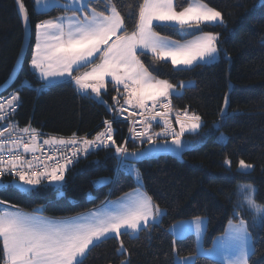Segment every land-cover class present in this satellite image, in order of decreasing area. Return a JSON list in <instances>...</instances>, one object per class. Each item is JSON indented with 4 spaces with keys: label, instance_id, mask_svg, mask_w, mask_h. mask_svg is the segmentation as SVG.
I'll return each mask as SVG.
<instances>
[{
    "label": "snow or ice",
    "instance_id": "snow-or-ice-1",
    "mask_svg": "<svg viewBox=\"0 0 264 264\" xmlns=\"http://www.w3.org/2000/svg\"><path fill=\"white\" fill-rule=\"evenodd\" d=\"M17 3L25 39L30 40L32 22L29 13L22 0H17ZM34 4L41 14L56 10L61 12L59 16L35 23L30 66L44 82L41 88L36 89L37 92L54 86V82L61 79L74 83L83 97L106 105L108 111H114L101 95L106 85L111 84L117 92L112 99L119 105L115 111L123 115L129 108L132 109L126 117L132 120L130 138L153 145L157 144L158 138H162L165 150L171 151L194 147L198 143L182 138L186 133L198 134L204 125L202 117L188 109L177 111V130L170 119L173 111L171 97H180L182 93L169 80L154 74L155 69L150 70L151 65L146 66L142 57L150 55L154 62H170L176 71H188L201 64L214 63L222 51L220 33L204 32L200 25H224L219 10L204 0H186V5L178 4L177 0H135L127 6L128 11L124 10L120 0H34ZM158 28L177 29L179 39L161 34ZM17 63L23 67L19 58ZM81 69L85 70L81 72ZM9 79H14V75ZM24 84L31 87L27 81ZM6 86L7 81L0 85ZM191 86L194 82L189 81L181 82L179 87L185 89ZM19 91L17 89L6 99L0 98V122L9 121L15 114L20 103ZM121 96L123 105L117 98ZM229 106L226 94L220 110L221 120L229 117ZM153 121L157 125L162 122L159 132L152 131ZM104 125V131L98 132L93 139L77 137L75 133L67 139H43V145L68 148L67 153L57 148L58 157L55 153H43L42 146L38 144L43 134L30 125L21 128L18 122L11 121L0 127V178L9 175L18 178L7 187L28 193L48 181L63 195L67 183L65 173L79 155L90 154L93 149L113 148L115 171L132 175L137 184L136 190L117 200L106 198L102 202L104 211H89L63 219L45 217L35 210L31 213L12 210L14 206H5L0 201V264H83L93 248L109 239L119 242L115 250L117 256L128 252L121 236L139 238V233L147 231L151 239V229L162 223L167 212L144 191L140 170L131 161L149 158L153 153L129 151L126 142L117 144L113 138L112 121L106 120ZM214 127L219 128L220 124ZM169 138L174 149L167 147ZM69 146L78 147L71 151ZM38 152L40 156L36 155ZM5 154L11 158L5 160ZM27 154H31V158ZM179 154L182 155V152ZM224 163L230 166L231 160L225 159ZM253 168L254 165L243 159L238 163V171L242 173ZM112 182L111 177H102L93 185L102 187ZM0 186H4L2 179ZM244 191L243 200L238 199L234 205L227 228L212 240V247L205 248L202 243L207 231L206 217L198 216L192 221L171 225L169 233L174 239L170 264H198L200 259L212 260L213 264H249L256 251L254 233L264 230V205L257 204V190L253 186H244ZM88 195L95 199L92 193ZM193 232L195 254L180 255L176 242L183 241ZM120 264H131V260L126 257Z\"/></svg>",
    "mask_w": 264,
    "mask_h": 264
},
{
    "label": "trees",
    "instance_id": "trees-1",
    "mask_svg": "<svg viewBox=\"0 0 264 264\" xmlns=\"http://www.w3.org/2000/svg\"><path fill=\"white\" fill-rule=\"evenodd\" d=\"M32 22V37L23 67L13 85L6 92L17 91L20 95V110L17 120L20 125L31 124L38 131L55 136L78 137L97 132L104 121L115 120L119 107L112 97L117 96L111 84L102 98L106 105L83 97L73 83H64L37 92L43 82L31 69L30 60L35 44V23L39 20L59 16V10L46 14L36 12L34 0H22ZM135 0H120L128 11ZM222 13L224 25L201 24L204 32L220 33V58L212 64H201L188 71H176L170 62L157 63L151 56L142 57L146 66L155 69L154 74L167 79L181 91L180 97H171L173 115L188 109L199 114L204 122L198 134L188 133L182 138L195 143L187 147L181 159L163 156L135 165L143 178L144 190L165 209L167 215L162 223L149 232L139 233V238L121 236L128 252L117 256V239H109L93 248L83 264H120L126 257L131 264H170L173 236L171 225L180 221L208 220L204 236L205 248L212 247V240L222 235L232 218L233 207L244 196L240 184L256 186V201L264 205V4L262 0H204ZM185 4L186 0H177ZM163 35L179 39L177 29L158 28ZM199 34V33H196ZM189 39L191 37H188ZM25 31L21 23L15 0H0V85H4L17 64L23 48ZM27 81L31 87L24 84ZM194 82V86L180 89L181 82ZM1 88V87H0ZM229 96V117L221 120L220 110L225 96ZM5 95V94H4ZM120 105L123 97H117ZM173 126H179L172 120ZM217 123L219 128L214 127ZM155 125L160 131L162 123ZM114 139L124 144L127 133L125 124L114 125ZM228 140L221 144L220 133ZM203 138V139H202ZM202 141V142H201ZM158 142H163L160 138ZM157 142V143H158ZM170 142V138H169ZM142 144V145H141ZM148 143H128L129 151H139ZM225 159L231 160L228 169ZM254 165L248 173L237 170L239 161ZM99 162V163H97ZM113 149H101L84 160L78 161L67 173V181L60 195L50 184L42 183L28 193L7 187L13 179H6L0 188V201L15 208L34 211L41 209L46 216L65 218L95 209L105 199L114 200L137 189L132 175L117 173ZM111 177L112 183L99 188L93 182ZM89 193L95 199L89 197ZM256 251L249 264H264V230L254 233ZM180 255L195 254V237L188 235L176 242ZM198 264H213L212 260L200 259Z\"/></svg>",
    "mask_w": 264,
    "mask_h": 264
},
{
    "label": "built area",
    "instance_id": "built-area-1",
    "mask_svg": "<svg viewBox=\"0 0 264 264\" xmlns=\"http://www.w3.org/2000/svg\"><path fill=\"white\" fill-rule=\"evenodd\" d=\"M14 92H16V91H12V92H10V93H7V94L1 96L0 98H5V99H6V98L10 97L11 94H13ZM149 103H150V102H149ZM121 105H123V104H121ZM20 106H21V103H19V105L16 107V109H15V114H14L12 117H10L9 121H2V122H0V127H3L4 125L10 123L11 121L18 122V120H17V115H18V113H19ZM125 107H127V106H125ZM172 108H173V105H172ZM159 110H160V111H163V109H159ZM131 111H132V109L129 108L128 111L125 112L123 115H120V114L118 113V114H117L118 119L116 118L115 120H111V121H112V127H113L114 131H115V128H114V125H115V124H125V125L127 126V133H126V139H125L126 146H127L128 143H130V142H132V143H136V144H140V143H141V141H140L139 139H132V138H130L132 134L130 133L129 129H130V127H132V120H130V119H126V117L128 116V113L131 112ZM133 119H137V120H139L140 117H134ZM157 119H159V118H157ZM170 119H171V120H174V121H175V119H176V116L173 115V111L170 113ZM161 123H162V122H161ZM18 124H19V122H18ZM153 124H157V123H156L155 121H153ZM28 125L31 126V124H28ZM19 127L23 128L24 126H22V125L19 124ZM104 127H105V125L103 124V125H102V128H100L97 132L92 133V134H88V135H84V136H87L88 139H93V138L95 137V135H96L98 132H102V131H104ZM39 132H40V131H39ZM40 133H42V132H40ZM42 134H43V135H42V136L40 137V139L38 140V144H40V145L42 146V151H43V153H45V154H47V155H53V154L55 153V154L57 155V157H58V156H59V152L57 151V148H60V150L63 151V152H65V153L68 152V148H62L61 146H49V145H43L42 141H43V139H47V138H49V137L65 138V139L70 138V137L55 136V135H49V134H45V133H42ZM84 136H79V137H84ZM77 137H78V136H77ZM113 138H114V134H113ZM124 144H125V143H124ZM69 147L71 148V151H75V150H76V147H78V146H69ZM99 150H101V149H93V150L90 151V154H87V155H83V154H81V155H79V156L76 158V161H75L73 164H71V165L68 166V171H69V170H70V169H71V168H72V167H73L78 161H80V160H84V159L88 158V157L91 156L94 152L99 151ZM27 155H28V158H31V154H27ZM36 155H37V156H40L41 153L38 152ZM10 158H11V157H10V155H8V154H5V155H4V159H5V160L10 159ZM49 166H52V163H51V162H49ZM68 171H66V173H65V178H66V175H67ZM0 179H2V180L13 179V180H14V179H18V178L14 177V175H9V176H4V177H2V178H0ZM43 183H47V184H48L49 182H48V181H44ZM49 184H50V183H49Z\"/></svg>",
    "mask_w": 264,
    "mask_h": 264
},
{
    "label": "water",
    "instance_id": "water-1",
    "mask_svg": "<svg viewBox=\"0 0 264 264\" xmlns=\"http://www.w3.org/2000/svg\"><path fill=\"white\" fill-rule=\"evenodd\" d=\"M15 2H16L17 9H18L17 0H15ZM19 16L21 18L20 14H19ZM31 37H32V35H31ZM30 40H31V38H30ZM30 40H28V39L24 40L23 48H22V51H21L20 56H19V59H20V61H22V64L24 63L25 56H26V53H27V50H28V47H29V44H30ZM20 68H21L20 65L17 63L15 68H14V70H13V73L11 75V76L14 75V79H9L7 81V86L0 88V97L3 96L4 94H6V92L9 90V88L13 85V83L15 82V80H16V78L18 76ZM227 111L229 113V107H228ZM220 117H221V115H220ZM167 147H168V149H174V145H171L170 142H169ZM186 148L180 150L179 153L182 152V155H183V153L185 152ZM142 150L149 151V152L153 153V155L151 157H149V158H145V159H142L140 161L132 160L131 163L137 165V164H139L141 162H144V161H147V160H151V159H157V158H160V157H163V156H171V157H175V158H178V159H181V157H182V155L178 154L176 151L165 150V146H164L163 142H158L155 145L149 144V145H147L146 147H144L143 149H141L139 151H142Z\"/></svg>",
    "mask_w": 264,
    "mask_h": 264
},
{
    "label": "rangeland",
    "instance_id": "rangeland-1",
    "mask_svg": "<svg viewBox=\"0 0 264 264\" xmlns=\"http://www.w3.org/2000/svg\"><path fill=\"white\" fill-rule=\"evenodd\" d=\"M35 10H36V12H38V13H40L39 12V10L38 9H36L35 8ZM215 25V24H214ZM202 128V127H201ZM201 128L198 130V132L201 130ZM152 131L153 132H155V125L153 124V128H152ZM156 132H159V131H156ZM221 136H223V139H221ZM160 138H158V140H159ZM218 140H219V142L221 143V144H225L226 142H227V140H228V136L225 134V133H220L219 134V137H218ZM142 145V144H141ZM226 167L228 168V169H230L231 167H232V164L229 166V165H226ZM254 169V168H253ZM252 169V170H253ZM237 170H238V168H237ZM251 170V171H252ZM251 171H249V172H251ZM248 173V172H247ZM101 179V178H100ZM135 179V178H134ZM99 180V179H98ZM49 184V183H48ZM3 185L5 186L6 185V183L5 182H3ZM51 185V184H50ZM246 185H251V186H253L255 189H256V186H254V185H252V184H240V186H239V191H240V193H242V195L243 196H245V191H244V186H246ZM4 186H0V188H3ZM96 188H99V187H96ZM31 190V189H30ZM257 202V201H256ZM5 204V206H10V205H8V204H6V203H4ZM257 204H259L258 202H257ZM261 205V204H260ZM18 209V208H17ZM12 210H16V208L15 207H12ZM36 212H42V210L41 209H37V210H35ZM191 220H194V219H191ZM186 221H189V220H186ZM228 226V225H227ZM227 228V227H226ZM191 234H193V236L195 237V234H194V232L193 233H191ZM191 234H189V235H191ZM206 234V233H205ZM188 236V235H187ZM205 236V235H204ZM202 243H203V245H204V237H203V240H202ZM204 247H205V245H204Z\"/></svg>",
    "mask_w": 264,
    "mask_h": 264
},
{
    "label": "crops",
    "instance_id": "crops-1",
    "mask_svg": "<svg viewBox=\"0 0 264 264\" xmlns=\"http://www.w3.org/2000/svg\"><path fill=\"white\" fill-rule=\"evenodd\" d=\"M209 24H212V23H209ZM191 39V38H190ZM219 58H220V56L216 59V61L215 62H217L218 60H219ZM214 62V63H215ZM209 64H212V63H209ZM32 69V68H31ZM33 70V69H32ZM85 69H81L80 71L82 72V71H84ZM34 71V70H33ZM35 72V71H34ZM36 73V75L38 76V78H39V73L38 72H35ZM74 74H79V73H74ZM40 79V78H39ZM41 80V79H40ZM42 81V80H41ZM43 82V81H42ZM44 83V82H43ZM64 83H66V82H64V81H62L61 79H57L55 82H54V86H56V85H60V84H64ZM74 84V83H73ZM109 84H107L106 85V89H107V86H108ZM106 89L105 90H103L102 91V93H101V95L106 91ZM177 91H179L178 89H177ZM181 92V91H180ZM122 104H123V101H122ZM174 148H175V146H174ZM176 152L179 154V152H180V150H176ZM136 190V189H135ZM134 191V190H133ZM133 191H130V192H128V193H132ZM145 191V190H144ZM124 196V195H123ZM122 197V196H121ZM120 198V197H119ZM118 199V198H117ZM117 199H114V200H117ZM16 210H17V208H16ZM19 210H21V209H19ZM97 210H99V211H104L105 209H104V206H103V204L102 205H100L99 207H97V208H95V209H92V210H89V211H97ZM22 211H24V212H28V213H31V212H33V211H25V210H22ZM89 211H86V212H83V213H80V214H85V213H87V212H89ZM38 214H41V215H43V216H45V217H49V218H53V219H63V218H56V217H50V216H46V215H44L42 212H37ZM80 214H78V215H80ZM75 216H77V215H75ZM73 217V216H72ZM65 218H67V217H65ZM189 221H192V220H189ZM207 227H208V220L206 221V229H207ZM191 235H193V234H191Z\"/></svg>",
    "mask_w": 264,
    "mask_h": 264
}]
</instances>
